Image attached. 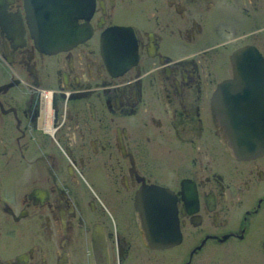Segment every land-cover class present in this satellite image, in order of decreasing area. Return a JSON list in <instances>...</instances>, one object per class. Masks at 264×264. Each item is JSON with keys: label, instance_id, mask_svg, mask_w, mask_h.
Here are the masks:
<instances>
[{"label": "flooded vegetation", "instance_id": "1", "mask_svg": "<svg viewBox=\"0 0 264 264\" xmlns=\"http://www.w3.org/2000/svg\"><path fill=\"white\" fill-rule=\"evenodd\" d=\"M34 1L0 0V264H264V151L212 114L264 0H91L54 51Z\"/></svg>", "mask_w": 264, "mask_h": 264}, {"label": "water", "instance_id": "2", "mask_svg": "<svg viewBox=\"0 0 264 264\" xmlns=\"http://www.w3.org/2000/svg\"><path fill=\"white\" fill-rule=\"evenodd\" d=\"M91 3L39 0L33 4L37 13L44 14L42 19H36V42L54 51L87 38V29L82 30L77 19L90 9ZM231 64L233 77L218 85L212 114L215 123L224 126L222 133L233 153L252 156L264 151V62L251 47H245L233 53Z\"/></svg>", "mask_w": 264, "mask_h": 264}, {"label": "bare ground", "instance_id": "3", "mask_svg": "<svg viewBox=\"0 0 264 264\" xmlns=\"http://www.w3.org/2000/svg\"><path fill=\"white\" fill-rule=\"evenodd\" d=\"M41 15V14H40ZM84 15V14H83ZM43 17V16H42ZM33 18H34V16H33ZM35 21H36V19H35ZM78 21V20H77ZM36 24V23H35ZM60 50V49H59ZM222 127V126H221ZM225 138V137H224Z\"/></svg>", "mask_w": 264, "mask_h": 264}]
</instances>
